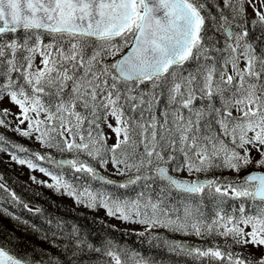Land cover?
Wrapping results in <instances>:
<instances>
[{"label": "snow or ice", "instance_id": "snow-or-ice-1", "mask_svg": "<svg viewBox=\"0 0 264 264\" xmlns=\"http://www.w3.org/2000/svg\"><path fill=\"white\" fill-rule=\"evenodd\" d=\"M0 127L67 154L0 134V152L52 181L40 183L144 226L134 234L175 264H264V0H0ZM0 190L22 203L2 177ZM71 237L67 264L85 251L162 264ZM17 247L0 243V264H46Z\"/></svg>", "mask_w": 264, "mask_h": 264}, {"label": "trees", "instance_id": "trees-1", "mask_svg": "<svg viewBox=\"0 0 264 264\" xmlns=\"http://www.w3.org/2000/svg\"><path fill=\"white\" fill-rule=\"evenodd\" d=\"M9 129L0 127V134H3L10 143H27V139L18 134L11 133ZM23 145V144H22ZM51 152L53 156H61L55 150H46L43 153ZM5 152V151H4ZM11 154V151H8ZM0 152V177L2 182L10 192H15L22 203H13L11 197L0 190V209L6 208L12 216H7L0 211V243L11 238L13 246L18 253L27 254L37 260L49 261L55 264L59 260L60 264H67L72 256V251H78L73 244L74 237H71L72 228L79 229L81 238H86L88 242L95 246H101L107 239H112L117 244L127 245L129 248L143 253L145 256L155 258L162 264H175L180 259L169 254L163 248L150 247L146 243L145 237H139L134 234L133 229H125L112 224L108 219L99 216L95 209L89 207L73 208L64 201L57 191L53 189L25 182L8 165L7 159ZM67 156V154H65ZM219 174V170H217ZM225 175L231 177L233 174L225 172ZM65 176L73 181L71 171L66 170ZM92 187H100L98 182H91ZM107 189H113L112 192L120 195L127 194L134 196L132 189H118L115 186H107ZM240 201L229 200L228 204H238ZM27 204L32 211L23 207ZM210 207V206H209ZM39 208L41 211L37 212ZM227 208V205H226ZM13 216L19 217V220L13 219ZM24 221H27L25 224ZM52 221V223H48ZM60 227H57V225ZM162 237L176 240H186L194 244L200 243L194 236L185 237L181 234L171 233L165 229L154 230ZM141 241H145L141 243ZM65 245L71 247V251L65 250ZM242 251L241 249H235ZM76 264H98L96 254L79 253L76 257Z\"/></svg>", "mask_w": 264, "mask_h": 264}, {"label": "rangeland", "instance_id": "rangeland-1", "mask_svg": "<svg viewBox=\"0 0 264 264\" xmlns=\"http://www.w3.org/2000/svg\"><path fill=\"white\" fill-rule=\"evenodd\" d=\"M13 111H16V109L13 108ZM8 119L10 121H12L13 125H15L16 121L12 120L11 117H9ZM7 129L12 131L11 127L7 128ZM11 133H13L14 135L17 134L14 131H12ZM22 144L25 147L31 149L34 152H40L41 154H43L41 151H36L37 149L40 150L43 147H42V145L39 142L35 141L34 139H32V140L28 139L27 143L23 142ZM1 155H3V157L8 160L7 163L9 165V167L17 175H19L25 182L32 183V184L36 183V184L42 185V186H46V184L40 183V181H47L48 183L52 182L50 177H48L45 174L41 173L38 169L37 170L29 169L26 165H21V164L17 163L16 161H13L11 159V154L8 151L3 152ZM40 164L42 166L43 162H40ZM44 167H46V166H44ZM101 171L103 173H105V174H110V169L108 171H104L103 169H101ZM32 177H35V180H33ZM59 193H60V196L65 200V202L68 203L69 206H71L73 208H78V207H80L82 205V204H77L75 202L74 198H72L70 196H67L66 194H63L62 192H59ZM82 206H84V205H82ZM97 211L99 213V216L110 220L112 223H114L115 225H117L119 227L131 228V229H135L136 231H139L141 229L143 230L144 226H142V225L131 224V223H127V222H121L120 220H117V219H114L112 217L107 216L106 212H105V210L103 208H97ZM260 252H264V249H261ZM260 252L256 253L257 257H259Z\"/></svg>", "mask_w": 264, "mask_h": 264}, {"label": "water", "instance_id": "water-1", "mask_svg": "<svg viewBox=\"0 0 264 264\" xmlns=\"http://www.w3.org/2000/svg\"><path fill=\"white\" fill-rule=\"evenodd\" d=\"M104 175V174H103ZM106 176V175H105Z\"/></svg>", "mask_w": 264, "mask_h": 264}]
</instances>
